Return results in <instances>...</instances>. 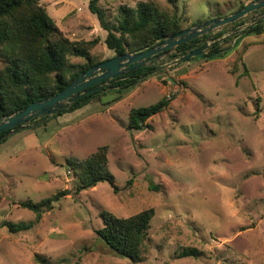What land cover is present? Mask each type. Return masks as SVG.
Instances as JSON below:
<instances>
[{"label":"rangeland","instance_id":"1","mask_svg":"<svg viewBox=\"0 0 264 264\" xmlns=\"http://www.w3.org/2000/svg\"><path fill=\"white\" fill-rule=\"evenodd\" d=\"M251 1L102 0L98 6L113 26L120 8L148 3L185 30ZM40 5L70 41L95 42L92 61L115 56L88 1ZM232 29L222 27L221 35ZM217 49L224 52L173 65L128 92L93 96L1 142L0 264H37L35 256L50 264H133L95 231L103 226L101 212L127 218L147 209L154 216L135 264H264V30L228 38ZM69 59L74 70L84 63ZM165 98H171L166 109L146 122L151 128L128 129L132 109ZM103 147L116 191L106 181L77 190L70 163ZM64 190L68 195L38 222L19 206Z\"/></svg>","mask_w":264,"mask_h":264},{"label":"trees","instance_id":"2","mask_svg":"<svg viewBox=\"0 0 264 264\" xmlns=\"http://www.w3.org/2000/svg\"><path fill=\"white\" fill-rule=\"evenodd\" d=\"M40 1L0 0V117L15 114L33 102L53 97L83 72L98 64L92 61L89 54L95 42L70 41L47 15ZM86 1L90 12L97 17L100 27L106 31L104 40L106 48L113 51L115 56L145 50L157 39L182 31L179 22L173 17L169 18L153 5L142 2L134 9L120 8L117 25L110 26L98 6L102 0ZM245 5H240L233 13ZM238 23L232 24L231 28H235ZM263 30L264 23L258 22L244 30L241 37L259 35ZM220 35L221 32L218 33V36ZM198 41L199 39H195L179 45L178 54L184 55L198 48ZM218 51L215 45L202 57L210 59L212 53ZM70 56L84 61L78 70H74L70 63ZM146 70L138 69L125 74L126 79L131 77L125 83L120 82L121 78H116L117 81L114 80L113 84L119 88L116 92L122 94L131 90L137 83L136 77ZM93 96L98 94L79 99L62 113L81 108ZM170 99H162L147 108L132 109L128 115V129L151 128L146 122L164 111ZM106 150L105 147L100 148L83 162L70 163V170L79 182L77 190H87L106 181L113 191H116L113 177L105 170ZM67 195V191L64 190L40 202H21L19 206L33 212L38 222L45 211L50 210L54 203ZM153 216L152 209L127 218H117L110 213L101 212L103 226L97 229L95 234L115 255L126 258L133 264L139 263ZM10 229L13 230L12 227ZM183 255L187 256L189 253ZM35 262L50 264L40 256H35Z\"/></svg>","mask_w":264,"mask_h":264},{"label":"water","instance_id":"3","mask_svg":"<svg viewBox=\"0 0 264 264\" xmlns=\"http://www.w3.org/2000/svg\"><path fill=\"white\" fill-rule=\"evenodd\" d=\"M263 9L264 0H253L241 10L226 17L206 21L205 23L189 29L182 30L172 36L161 37L152 43L151 47L148 49L146 48L145 50L135 53L118 55L94 65L53 97L33 102L15 114L0 117V134H2L0 136V143L18 131L35 128L45 124L51 117L68 110L76 101L85 96H92L100 91L104 93L111 90L107 88V86L116 78L147 67L146 62L153 61L154 56L158 53L167 50V56L175 55L176 48L179 45L208 35V37L204 39V44L202 46L174 58L168 67L207 54L213 45H217L234 36L236 38L241 36L244 30L258 22L264 23ZM253 13H257L254 15L253 21H247L238 25L226 34H222L213 39L220 32L222 27L236 24ZM221 52L222 51L214 52L212 55L216 56ZM164 70H167V66L157 67L146 74L136 77V81L144 80Z\"/></svg>","mask_w":264,"mask_h":264},{"label":"flooded vegetation","instance_id":"4","mask_svg":"<svg viewBox=\"0 0 264 264\" xmlns=\"http://www.w3.org/2000/svg\"><path fill=\"white\" fill-rule=\"evenodd\" d=\"M262 11H264V9L262 10ZM255 14H257V13H253V14H251L250 16H248V17H246V18H244L245 19V22H247V21H253V18H254V15ZM243 19V20H244ZM238 25H241V23L240 24H237V26ZM206 37H208V35H206V36H203V37H201V38H199V41L197 42V44H198V46L200 47V46H202L203 44H204V39L206 38ZM216 37H218V34L213 38V39H215ZM213 46H215V45H213ZM212 46V47H213ZM151 47V46H150ZM149 47V48H150ZM212 47L210 48V50L209 51H211V49H212ZM148 49V48H147ZM220 51V50H219ZM222 52H223V50H222ZM167 54V50L166 51H163V52H161V53H158V54H156L155 56H154V60L153 61H147L146 62V65H147V67H144V68H141V69H147L145 72L146 73H148V72H150V71H152V70H154V69H156L157 67H165V66H167V69L168 68H171L172 66H169L168 67V65L172 62V60L174 59V58H177L178 56H179V54H178V52H177V48H176V54L175 55H166ZM160 72H162V71H160ZM125 75H123L122 77H120L121 78V80H120V82H122V83H125V82H127L128 80H130V78L129 77H127V79H126V77H124ZM138 77V76H137ZM126 79V80H125ZM115 81H117V79H115ZM114 81L110 84V85H108L107 86V88H109V89H115V90H118L119 88L116 86V87H114ZM101 93H103V92H98L97 94H101ZM105 93V92H104Z\"/></svg>","mask_w":264,"mask_h":264}]
</instances>
